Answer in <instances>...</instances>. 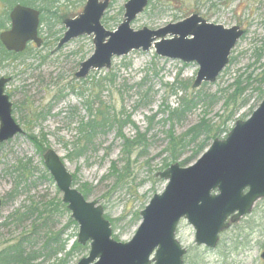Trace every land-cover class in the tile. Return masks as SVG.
<instances>
[{
	"label": "rangeland",
	"instance_id": "1",
	"mask_svg": "<svg viewBox=\"0 0 264 264\" xmlns=\"http://www.w3.org/2000/svg\"><path fill=\"white\" fill-rule=\"evenodd\" d=\"M85 1H52L50 9L42 13L45 23H40L38 28L41 47L29 44L22 57L5 60L0 67V79H9L5 94L12 103V117L23 131L0 144V200L3 203L0 250L30 227V223L21 227L1 226L14 211L29 205L44 210L62 203V194L43 164L42 155L47 150L58 154L75 181L76 190H81L83 185L89 188L87 200L96 201L103 208L112 230L111 238L124 244L135 235L141 222L140 212L166 187V181L157 174L166 169L163 165L168 158L167 134L181 136L204 119L213 127L221 126L226 132L224 139L236 121L247 120L264 98L260 96L264 84L258 83L264 68V0H153L134 20L131 25L134 31L142 28L156 31L197 14L208 23L225 28L236 26L245 31L216 82L199 88L192 86L198 71L196 64L161 58L153 49L115 58L109 70L93 71L84 80H76L74 74L79 64L93 52L92 36L75 39L56 53L53 49L63 34L60 33L63 21L78 16ZM127 1H111L104 16L107 22L103 19L102 23L106 30L114 31L122 22L123 5ZM5 10L0 1L1 19ZM8 27L9 22L5 30ZM176 82L186 83L183 91L177 90L180 85L171 88ZM196 94L202 101L191 113L179 123L166 121V108L177 109L180 97ZM99 102L117 113L122 111L123 116L129 115L132 125H126L122 134L137 141L138 132L144 135L145 143L135 142L126 150L116 128L112 127L106 135L97 138L93 150L80 158H68L77 138L78 124L88 120L87 109L92 107L95 111ZM49 105L51 115L45 120L26 123L28 108L39 113ZM234 109L232 119L222 126ZM147 118L153 119L151 125ZM28 134L45 137L42 155L35 154L34 146L26 138ZM192 149L190 146L180 161ZM60 205L50 227L52 232L65 228L63 239L67 241L68 251L77 242L78 226L68 224L71 215ZM137 215L138 220L134 221ZM175 237L186 251L183 264H263L259 256L264 248V199L254 205L250 215L221 232L214 249L197 245L195 232L184 219L178 223ZM80 247L88 249V246ZM87 255L88 250L77 249L70 264H77Z\"/></svg>",
	"mask_w": 264,
	"mask_h": 264
},
{
	"label": "water",
	"instance_id": "2",
	"mask_svg": "<svg viewBox=\"0 0 264 264\" xmlns=\"http://www.w3.org/2000/svg\"><path fill=\"white\" fill-rule=\"evenodd\" d=\"M110 1L86 0L77 17L63 21L65 32L53 53L72 40L92 36L93 53L79 64L74 75L77 80L85 79L91 71L109 70L114 58L153 48L161 58L195 63L198 71L193 88L214 84L245 34L239 27L211 24L197 14L156 31H134L131 24L149 0H128L123 5L122 22L108 31L101 19ZM39 15L22 5L11 9L10 27L0 33V43L7 52L22 53L29 43L41 46ZM8 82L0 79V144L23 133L12 118V103L4 93ZM42 159L78 226L77 243L88 245V256L77 264H183L186 251L175 237L180 220L192 226L197 245L214 249L219 234L249 215L264 199V99L247 120L236 121L226 139L214 140L194 164L187 168L173 164L157 174L167 185L140 212L141 222L128 243L111 239L103 208L96 201L85 200L73 187L72 176L56 152L49 149ZM259 257L264 264V248Z\"/></svg>",
	"mask_w": 264,
	"mask_h": 264
},
{
	"label": "trees",
	"instance_id": "3",
	"mask_svg": "<svg viewBox=\"0 0 264 264\" xmlns=\"http://www.w3.org/2000/svg\"><path fill=\"white\" fill-rule=\"evenodd\" d=\"M4 6L5 11L2 19L0 18V30L6 28L8 23V11L16 4L36 7L41 13L40 21L42 24L45 23L46 19L42 13L47 12L50 9V4L54 0H0ZM153 0H150L149 5ZM211 1V0H208ZM107 22V19L105 20ZM62 29L61 32L62 33ZM59 33V34H60ZM23 54H13L6 52L2 45L0 44V67L5 62V60H16L22 57ZM259 84H264V68L262 69V74L258 80ZM143 84V83H142ZM180 85L177 90H182L186 87L184 82H176L173 87ZM238 85V83L236 84ZM206 86V85H203ZM141 88V85H138ZM183 87V88H182ZM239 90V86L237 87ZM176 94V91H172ZM234 93L233 96H235ZM260 96L264 97V91H260ZM179 106L177 109L171 110L166 108L167 112L166 121L179 123L182 121L189 113L192 112L194 108L202 101L199 94H196L192 97H183L179 98ZM230 102V97L226 101V105ZM212 104V101H210ZM102 107V108H101ZM90 113L88 120L86 122H80L78 124V133L77 138L72 146L71 151L67 155L69 157L80 158L84 156L87 152L93 150L94 142L100 135H106L112 127L116 128V134L118 138L123 140L124 148H130L131 144L138 142L139 144L145 143V137L142 134H137V141H131L126 138L123 134V128L126 125H132L130 121V116H123L122 111L117 113L111 107H103V103H98V108L95 111H92V107L87 109ZM28 113L26 123L32 124L35 121H43L49 115H51V106H48V109L44 112L37 113V109L32 110L28 108ZM235 109L230 112L228 117L222 122V126L232 119L235 114ZM27 114V113H26ZM148 124L151 125L153 119H149ZM208 120H201L199 123L190 127L184 134L181 136H175L173 133L169 132L167 134L168 143L165 149L168 154V158L165 159L164 168L169 167L172 164L178 163L181 167H187L193 162H195L204 151L210 146V144L215 139H222L225 135L224 129L221 126L217 125L213 127ZM226 136V135H225ZM27 140L34 146L35 154L42 155L45 151L46 140L43 135L35 136L33 134H28L26 136ZM192 146L193 149L184 157L181 161L180 158L186 154L187 149ZM29 163V161H28ZM25 172V170L22 171ZM75 181H73L74 183ZM89 188L86 189V186L83 185L81 190H78L85 199L90 192ZM16 189H14L15 191ZM61 207L64 208L65 212H68L67 207L59 202ZM50 207L44 210L39 209L35 205H29L23 209H17L11 215L7 217V221L1 226L6 227L8 224H15L17 227L24 226L27 223H30L29 229H24L17 237L0 250V264H70L73 253L77 249L88 250L87 247H80L77 242L74 243L70 250H66L67 241L63 239L65 228L52 232L50 225L55 220V216L58 213V205ZM138 220V215L134 221ZM133 221V222H134ZM69 225L75 227L76 224L70 219ZM39 240V241H38Z\"/></svg>",
	"mask_w": 264,
	"mask_h": 264
},
{
	"label": "flooded vegetation",
	"instance_id": "4",
	"mask_svg": "<svg viewBox=\"0 0 264 264\" xmlns=\"http://www.w3.org/2000/svg\"><path fill=\"white\" fill-rule=\"evenodd\" d=\"M112 1V0H111ZM111 1H110V3H111ZM110 3H109V6H108V8H107V10L109 9V7H110ZM107 10H106V12H107ZM105 12V13H106ZM104 16H105V14H104ZM104 16H103V18L101 19V22L103 23V19H104ZM106 20V18L104 19V21Z\"/></svg>",
	"mask_w": 264,
	"mask_h": 264
}]
</instances>
